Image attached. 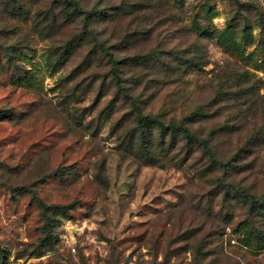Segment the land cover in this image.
Returning a JSON list of instances; mask_svg holds the SVG:
<instances>
[{
  "label": "rangeland",
  "instance_id": "rangeland-1",
  "mask_svg": "<svg viewBox=\"0 0 264 264\" xmlns=\"http://www.w3.org/2000/svg\"><path fill=\"white\" fill-rule=\"evenodd\" d=\"M0 264H264V0H0Z\"/></svg>",
  "mask_w": 264,
  "mask_h": 264
},
{
  "label": "trees",
  "instance_id": "trees-1",
  "mask_svg": "<svg viewBox=\"0 0 264 264\" xmlns=\"http://www.w3.org/2000/svg\"><path fill=\"white\" fill-rule=\"evenodd\" d=\"M115 59L113 61V64L117 62V59ZM112 73L113 75L117 76V72L115 69H112ZM137 114H139L140 116L148 115L141 114L138 110ZM205 120V115L202 114L196 107L186 115L180 116V118H178L177 120L172 119V125L175 130L180 131V133L188 143H198L202 150L211 159H216L215 139L217 138L218 132L216 127H212L207 131H203L201 134V132H199L201 131V129L199 128V123Z\"/></svg>",
  "mask_w": 264,
  "mask_h": 264
}]
</instances>
